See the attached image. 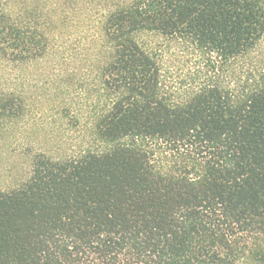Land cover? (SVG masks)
Wrapping results in <instances>:
<instances>
[{
  "label": "trees",
  "instance_id": "obj_1",
  "mask_svg": "<svg viewBox=\"0 0 264 264\" xmlns=\"http://www.w3.org/2000/svg\"><path fill=\"white\" fill-rule=\"evenodd\" d=\"M0 157V264H264V0H0Z\"/></svg>",
  "mask_w": 264,
  "mask_h": 264
},
{
  "label": "rangeland",
  "instance_id": "obj_2",
  "mask_svg": "<svg viewBox=\"0 0 264 264\" xmlns=\"http://www.w3.org/2000/svg\"><path fill=\"white\" fill-rule=\"evenodd\" d=\"M73 37H75L74 35H72V38H71V42H72V40H74L73 39ZM31 72H33V70H31ZM2 158V159H1ZM14 161L13 162H15L16 163V165L19 163V164H21L23 161L22 160H20V159H18V158H16V159H13ZM12 162V161H11ZM5 163H6V160H5V157H0V167L3 169V167H2V165H5ZM0 173H1V171H0ZM5 175V173L3 172L2 173V177Z\"/></svg>",
  "mask_w": 264,
  "mask_h": 264
}]
</instances>
